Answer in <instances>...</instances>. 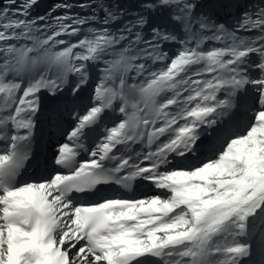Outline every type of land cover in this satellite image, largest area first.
Masks as SVG:
<instances>
[{
  "label": "snow or ice",
  "instance_id": "1",
  "mask_svg": "<svg viewBox=\"0 0 264 264\" xmlns=\"http://www.w3.org/2000/svg\"><path fill=\"white\" fill-rule=\"evenodd\" d=\"M0 264H264V0H0Z\"/></svg>",
  "mask_w": 264,
  "mask_h": 264
},
{
  "label": "trees",
  "instance_id": "2",
  "mask_svg": "<svg viewBox=\"0 0 264 264\" xmlns=\"http://www.w3.org/2000/svg\"><path fill=\"white\" fill-rule=\"evenodd\" d=\"M44 2H45L46 4H50V3L53 2V0H44Z\"/></svg>",
  "mask_w": 264,
  "mask_h": 264
}]
</instances>
